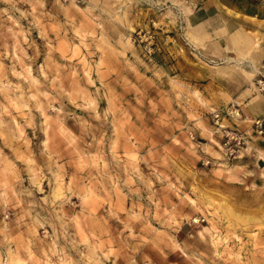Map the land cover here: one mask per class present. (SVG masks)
Segmentation results:
<instances>
[{
  "label": "rangeland",
  "instance_id": "1",
  "mask_svg": "<svg viewBox=\"0 0 264 264\" xmlns=\"http://www.w3.org/2000/svg\"><path fill=\"white\" fill-rule=\"evenodd\" d=\"M185 5L0 0V264H264L210 112L239 79L179 74Z\"/></svg>",
  "mask_w": 264,
  "mask_h": 264
},
{
  "label": "crops",
  "instance_id": "2",
  "mask_svg": "<svg viewBox=\"0 0 264 264\" xmlns=\"http://www.w3.org/2000/svg\"><path fill=\"white\" fill-rule=\"evenodd\" d=\"M180 1L187 8L181 20L184 35L192 48L191 53L197 55L204 65L197 67L199 61L191 55L193 65H187L186 59L180 55L182 69L179 74L240 75L239 78L232 76L239 79L238 86L227 88L224 103L237 104L241 117L236 121L228 119V125L237 127L253 140L240 157L226 163L224 170L232 178L231 182L241 187L264 185V142L254 134L251 125L255 119L264 120V97L251 89L248 76L254 75L257 69L264 74V3L260 0ZM242 32L252 35L243 38ZM237 34L241 35L238 41ZM214 109L222 108L211 107L210 112ZM212 139L218 140L216 137Z\"/></svg>",
  "mask_w": 264,
  "mask_h": 264
},
{
  "label": "built area",
  "instance_id": "3",
  "mask_svg": "<svg viewBox=\"0 0 264 264\" xmlns=\"http://www.w3.org/2000/svg\"><path fill=\"white\" fill-rule=\"evenodd\" d=\"M254 85L255 91L264 97L263 74L255 80ZM211 114L215 125L214 134H218L222 138L221 146L225 155L231 159L240 157L242 151L248 147L250 137L237 127L231 128L230 125L225 123L228 119H238L241 117L239 106L237 104H230L222 109H214ZM251 125L254 134L264 141V120L261 118L255 119ZM210 164H212L211 159L204 161L205 166H209Z\"/></svg>",
  "mask_w": 264,
  "mask_h": 264
},
{
  "label": "bare ground",
  "instance_id": "4",
  "mask_svg": "<svg viewBox=\"0 0 264 264\" xmlns=\"http://www.w3.org/2000/svg\"><path fill=\"white\" fill-rule=\"evenodd\" d=\"M220 147L222 148V146L220 145Z\"/></svg>",
  "mask_w": 264,
  "mask_h": 264
}]
</instances>
